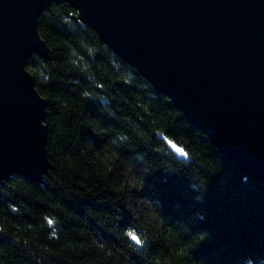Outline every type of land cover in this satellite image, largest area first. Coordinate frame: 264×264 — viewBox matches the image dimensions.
<instances>
[{
    "label": "trees",
    "instance_id": "trees-1",
    "mask_svg": "<svg viewBox=\"0 0 264 264\" xmlns=\"http://www.w3.org/2000/svg\"><path fill=\"white\" fill-rule=\"evenodd\" d=\"M37 27L48 53L25 68L47 100L51 168L0 183V264H264V183L69 3Z\"/></svg>",
    "mask_w": 264,
    "mask_h": 264
},
{
    "label": "water",
    "instance_id": "water-1",
    "mask_svg": "<svg viewBox=\"0 0 264 264\" xmlns=\"http://www.w3.org/2000/svg\"><path fill=\"white\" fill-rule=\"evenodd\" d=\"M59 2L264 183V0H0V183L51 168L47 100L25 65L47 56L37 16Z\"/></svg>",
    "mask_w": 264,
    "mask_h": 264
},
{
    "label": "snow or ice",
    "instance_id": "snow-or-ice-1",
    "mask_svg": "<svg viewBox=\"0 0 264 264\" xmlns=\"http://www.w3.org/2000/svg\"><path fill=\"white\" fill-rule=\"evenodd\" d=\"M168 142H169V144L171 145V147H172L177 153H179V154L182 155V156H186V155H187V153L184 151L183 148L178 147V146H177L175 143H173L172 141H168ZM49 223L51 224L52 221L50 220ZM129 235H130L131 239H132L133 241H135L136 244H142V243H143V241L140 239V237H139L138 235H136L134 232H133V233H129Z\"/></svg>",
    "mask_w": 264,
    "mask_h": 264
}]
</instances>
